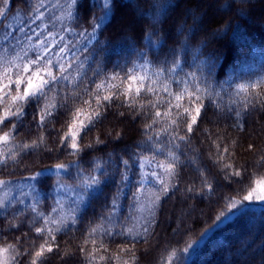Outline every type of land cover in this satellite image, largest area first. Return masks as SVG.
<instances>
[{
	"label": "trees",
	"instance_id": "1",
	"mask_svg": "<svg viewBox=\"0 0 264 264\" xmlns=\"http://www.w3.org/2000/svg\"><path fill=\"white\" fill-rule=\"evenodd\" d=\"M0 7L5 8L0 16V72L3 67L15 72L13 65L22 67L36 59L44 47L54 53L67 49L62 62L71 65L66 74L74 83L62 82L59 95L49 93V102L58 104L64 95L83 94L85 89L95 95L101 81L118 74L116 81H109L117 83L126 73L145 76L146 84L158 91L167 85L170 92L180 93L188 86L181 81H191L187 73L200 76L199 64L205 77L212 65L210 78L200 87L209 86L219 93L214 100L220 105L217 109L203 98L205 112L199 125L191 134L184 128L180 132L191 137L190 144L170 142V136L162 132L157 135L165 126L163 122L151 130L146 128L152 123L147 110L137 114L139 110L113 105L82 141L87 144L99 137L104 143H94L75 156L68 154L70 149L58 147L67 131L66 117L61 115L40 128L32 120L35 108H28L24 126L13 132L9 145L20 162L0 166V180L6 182L2 186L7 192L0 195L4 204L0 208V247L13 244L20 251L34 252L44 243L34 231L44 225L31 211L35 205L36 211L49 219L61 215L77 218L75 226L69 222L68 228L57 234L59 252L48 254L46 264H87L86 256L94 247L98 251L93 264H167L173 253L172 264H264V202H245L246 206L228 215V198L243 200L251 184L248 179L243 184L225 179L224 170L225 164L246 165L249 172L264 174V168L253 167L264 156V83L247 92L238 87L264 78V0H110L107 16L103 0H81L79 8L72 0H0ZM94 23L100 27L93 36ZM174 58L179 59V67L155 74L161 68H171ZM136 86L138 82L133 84ZM159 98L168 100L169 96L160 91ZM69 102L87 109L79 100ZM167 109L168 104H163L158 110L164 113ZM238 124L243 128L234 126ZM10 129L9 124L2 131ZM41 136L43 148L53 151L21 150L23 144ZM216 144L223 155L219 163H214L219 159ZM170 151L179 156L176 176L166 175L157 166L172 162ZM58 163L68 167L61 173L42 175L36 184L29 181L36 172ZM197 169L211 183V191L201 193L202 176ZM154 172L170 186L167 193ZM90 176L99 177L100 185L88 189L73 211H66L68 197L61 186H74L81 193V181ZM188 187L193 188L191 193L186 191ZM97 188L102 191H94ZM92 228L97 232L90 236ZM105 229L123 230L125 236H107Z\"/></svg>",
	"mask_w": 264,
	"mask_h": 264
},
{
	"label": "snow or ice",
	"instance_id": "2",
	"mask_svg": "<svg viewBox=\"0 0 264 264\" xmlns=\"http://www.w3.org/2000/svg\"><path fill=\"white\" fill-rule=\"evenodd\" d=\"M10 0H5V3H9ZM72 3L77 8L80 7L81 0H72ZM103 10L105 16L110 11V0H103ZM5 13V8L0 7V16ZM71 17V12L68 13ZM103 18H101V23ZM100 27V23L92 24L93 36L97 28ZM51 35V33L49 34ZM150 39V37H149ZM43 43V42H42ZM66 48H60L59 52L54 53V49L44 47L43 51L39 53L34 60H29L27 63L20 65H13L16 69L15 72L9 67H3V71L0 72V166L7 167L9 162L18 164L20 162L18 153L10 148L9 145L12 140L13 132L19 127L24 126V118L28 115V108H35L32 113V120L37 123L40 128L46 127L53 121L58 120L61 115L65 116L66 119L64 124L67 127V131L59 139V149L69 150L70 156H75L84 151L85 148H92L93 144H102L99 137L94 142L87 144L82 143L84 136L89 131L97 126L103 119L106 118L107 112L116 105L117 107H127L130 111L136 112L137 114H144L147 110L149 118L152 119V123L146 124L145 127L149 130L153 129V126L157 123L163 122L165 126L160 129L161 132L170 136V142L183 141L188 144L191 143V137L187 134L194 132V129L199 125L202 120V113L205 112V104L203 98L206 96L210 104L219 109L220 105L214 100L216 93L209 86L200 87L202 81L207 82L211 76L212 65L208 66V77L204 76V68L202 65H197L200 69V76L198 77L195 72L186 74V77H191V81L187 79L181 81L188 85L181 90L180 93H172L169 91L167 85H163L160 89L163 93L169 96L168 100H162L159 98L160 91L156 87L152 86L151 83L146 84L147 78L145 76H137L134 74H125L117 83H110L109 81H116L118 74H113L111 77H107L105 81L96 85L95 95L88 93L85 89L83 94L73 93L70 97L64 95L63 100L60 103H52L50 101L49 93L55 92L57 95L60 94L61 84L64 81L68 83H74V80L67 75V67L62 62L63 56L66 53ZM54 53V55H53ZM179 59H175L172 62L171 68H161L157 73V76L163 72L174 71L175 68L179 67ZM79 75V73L77 74ZM138 82V86L133 87V84ZM260 83H264V78L251 85H239L240 92H247L249 88H257ZM107 84V87H106ZM101 91L107 92L106 95H101ZM15 93V94H13ZM240 93L238 92L237 95ZM251 94V93H250ZM84 95L88 98L84 99ZM256 96H260V93H255ZM150 96H155L157 99L152 100ZM123 97L124 99H121ZM54 99V98H52ZM172 99L176 102L173 104ZM79 100L83 105L87 106V109L83 107H74L69 101ZM145 100V102H141ZM94 101V103H93ZM187 103V107L185 106ZM249 103L247 96L245 97V106ZM163 104H168V109L161 113L158 109ZM153 109H156L153 111ZM232 111V109H229ZM120 116H124L123 112L118 113ZM235 115L240 116V112L236 111ZM11 125L9 131H2L3 128ZM243 128V124H238ZM182 128L186 129L185 135H181ZM207 131V129H205ZM211 135V134H209ZM151 139V137H149ZM45 145V139L41 136L38 140H33L31 144L25 143L21 146L22 151H39L46 150L48 152L53 151L51 147L43 148ZM179 147V145H177ZM249 149L253 146L250 144ZM224 153H228V149L224 148ZM216 154L219 157L214 163H219L223 159V155L220 153V144H216ZM168 156L171 157L172 162L165 165L164 163H158V167L162 168L166 175L176 176V164L179 162V156L175 152H169ZM211 158V155H210ZM195 162V161H193ZM124 165L128 164L127 160L123 161ZM56 169H66L68 167L65 163H58L54 166ZM259 170L264 168V156L253 166ZM224 170L226 171L225 179L234 180L237 183L243 184L245 179H248L251 187L247 192V195L243 197V200H233L231 197L228 199L231 201L228 215L234 214L239 211L242 207L246 206L245 202H264V174H258V171L249 172L248 167L241 166L235 167L233 164H225ZM230 170V171H229ZM201 171V169H197ZM36 176H40L41 172H36ZM154 177L163 185L162 191L167 193L169 191V185L157 173H152ZM203 188L201 193L205 189L211 191L212 185L208 182L207 177L203 176L201 171ZM4 180H0V185L5 184ZM101 180L97 176H90L81 181L82 191L78 194L77 199L83 200L84 196L88 194V189H92L93 186L100 185ZM175 188V185L171 186ZM94 191H102V189H94ZM187 192L193 191L192 187L186 189ZM159 200V197L156 198ZM58 203V207L63 210V205ZM112 212H115V200L112 201ZM4 206L3 201H0V208ZM31 211L35 213L36 217L42 219L44 225L42 227H36L34 229L38 238L43 239L44 243L40 244L38 250L34 252L25 249L20 251L16 245L9 244L6 247H0V264H46L48 254L58 253L60 245L57 243V234L61 233L64 229L68 228L69 222L75 226L77 224V218L75 215H68L67 218L61 215L57 219H49L48 216L43 215L36 211L35 205L32 206ZM56 211V209H53ZM111 214V213H110ZM224 218L227 215L222 213ZM217 220H221L218 216ZM131 232V229L128 230ZM143 231H148L147 226L144 227ZM97 232L96 228H92L89 235H94ZM46 234V237H45ZM104 234L107 236H125L123 230L113 232L112 230L105 229ZM138 237H133L137 239ZM87 243V240L85 241ZM95 245V241H92ZM81 252L85 249L81 248ZM98 251L97 248H93L92 252H89L86 256L87 264H93L96 260L95 253ZM107 251V249H105ZM121 251H130V249H121ZM187 251V249H184ZM68 255V253H66ZM174 253L168 257L167 264H172ZM21 257H31L30 260L20 259ZM101 260L105 257L101 256ZM119 259V257H117ZM135 260V257H132ZM127 264V262H125Z\"/></svg>",
	"mask_w": 264,
	"mask_h": 264
},
{
	"label": "rangeland",
	"instance_id": "3",
	"mask_svg": "<svg viewBox=\"0 0 264 264\" xmlns=\"http://www.w3.org/2000/svg\"><path fill=\"white\" fill-rule=\"evenodd\" d=\"M64 169H56L55 167H52V168H47V169H43L39 172H41V175L40 176H32V178L29 180L31 183H34L36 184V179H39V177H42V175H46V173H61L63 172ZM26 183H24L25 185ZM62 187V192L68 197V207L66 209V211H73L74 208H76L77 206V196L79 194V190L76 189V187L74 186H71V185H63L61 186ZM7 192H5L4 188L2 185H0V195H3ZM155 198V197H154ZM153 198V199H154ZM258 202H261V201H258Z\"/></svg>",
	"mask_w": 264,
	"mask_h": 264
}]
</instances>
